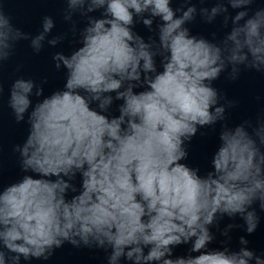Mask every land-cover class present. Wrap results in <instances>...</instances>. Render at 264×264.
Masks as SVG:
<instances>
[{
	"label": "clouds",
	"instance_id": "clouds-1",
	"mask_svg": "<svg viewBox=\"0 0 264 264\" xmlns=\"http://www.w3.org/2000/svg\"><path fill=\"white\" fill-rule=\"evenodd\" d=\"M253 3L227 0L232 9H243L234 16L224 0L199 9L207 23L220 15L225 27L231 22L214 43L190 35L185 26L198 14L194 5L174 10L170 0H66L63 18L73 31L75 15L87 23L78 48L52 57L57 69L66 70L64 89L33 106L30 96H43V87L23 78L11 86L9 107L18 123L27 114L29 125L14 151L21 170L40 178L25 174L0 191V264L47 260L65 242L104 250L107 264H264V254L247 247L245 236L239 250L208 248L216 239L210 226L225 215L239 216L249 235L258 227L254 205L264 211V120L224 126L205 176L181 163L198 128L225 119L212 82L229 67L233 80L241 66L264 73V8L249 15ZM97 11L99 17L91 15ZM156 18L158 41L146 42L133 30L135 23L153 31ZM54 26L45 16L42 31L32 36L15 27L0 5V66L20 41H30L39 53ZM114 101H122L119 115L102 114ZM77 174L79 191L71 183ZM69 190L78 194L68 199ZM237 227L228 224L221 235L230 240ZM188 244L199 255L172 258L174 247Z\"/></svg>",
	"mask_w": 264,
	"mask_h": 264
}]
</instances>
